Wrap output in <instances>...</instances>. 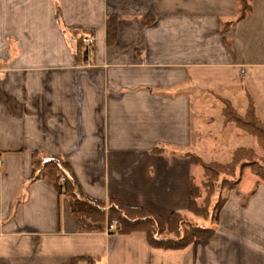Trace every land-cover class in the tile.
<instances>
[{
    "label": "crops",
    "instance_id": "obj_1",
    "mask_svg": "<svg viewBox=\"0 0 264 264\" xmlns=\"http://www.w3.org/2000/svg\"><path fill=\"white\" fill-rule=\"evenodd\" d=\"M250 4L235 21L236 0H0V264H264V182L248 195L240 181L205 224L213 235L182 249L79 232L64 195L28 183L39 150L92 199L191 214L188 155L253 148L223 101L243 116L250 97L264 120V0Z\"/></svg>",
    "mask_w": 264,
    "mask_h": 264
},
{
    "label": "trees",
    "instance_id": "obj_2",
    "mask_svg": "<svg viewBox=\"0 0 264 264\" xmlns=\"http://www.w3.org/2000/svg\"><path fill=\"white\" fill-rule=\"evenodd\" d=\"M236 1L235 21L245 17L251 9V0ZM116 19V16L107 18L106 28L109 40L114 35ZM148 19L145 18L147 21ZM231 24L232 22L225 24L224 28L227 29ZM78 34H80L78 31L72 33L73 37ZM80 43L81 37L78 36L76 44L79 49ZM223 103L224 123L232 122L236 127L255 137L263 154L259 157L254 149L240 147L233 151L231 160L227 163L204 162L197 155H188L193 166H200L203 169L206 179L203 185L210 191L207 196L217 199L213 204L214 214H211L207 208L209 206H207L208 197L203 206L198 203L201 196L200 188L193 178L187 209L196 217L213 222V224L218 222L219 212L226 201V198L222 196V191L236 189L245 169H249L251 174L264 182V120L255 115L250 97H248L247 109L243 116L237 113L230 102L223 101ZM31 164L32 172L28 183L41 177L51 184L58 194L64 195L68 200L70 213L76 221L79 232L104 231L115 220L117 221L115 229L118 233L141 231L145 234L149 246L160 249H182L196 240H207L214 233L212 227L194 224L186 220L184 214L180 212H172L166 219H163L142 208L125 206L115 199L107 201L92 199L81 192L69 163L61 157L36 150L31 154ZM59 175L64 179L62 183L58 181Z\"/></svg>",
    "mask_w": 264,
    "mask_h": 264
},
{
    "label": "rangeland",
    "instance_id": "obj_3",
    "mask_svg": "<svg viewBox=\"0 0 264 264\" xmlns=\"http://www.w3.org/2000/svg\"><path fill=\"white\" fill-rule=\"evenodd\" d=\"M237 130V131H235ZM234 132H242V138L245 137L246 139L243 141L244 145L247 147H253L252 149L255 150L256 154L261 157L262 156V149L259 147L256 138L249 135L248 133H244L243 131H240V129H235ZM227 135H230L231 133L226 132ZM219 159L221 160L222 163H225L226 161H228L229 156L227 154H223L221 156H219ZM224 161V162H223ZM227 163V162H226ZM194 178H195V182L196 184L199 185L200 188V198L198 199V203L201 204V206H203L204 204H206V200H207V195L209 189L206 188L203 184L205 182V177H204V173H203V169L200 167V169L194 172ZM242 180L239 186V191L243 192V194L246 192L248 193H253L255 191V189L258 187L257 185H259L260 183H262L263 181L259 180L257 177H255L253 174L250 173L249 169H245L244 174L242 175ZM227 192H230V190H226L224 189L222 191V196L224 198L227 197ZM234 194V193H232ZM249 195V194H248ZM216 197H208V203L207 204V208L209 209L211 214H214V208H213V204L216 201ZM186 220H189L190 222L194 223V224H199L201 226H205V224H208L213 226V222L210 221H205L202 218L196 217L195 215L188 214V215H184Z\"/></svg>",
    "mask_w": 264,
    "mask_h": 264
},
{
    "label": "built area",
    "instance_id": "obj_4",
    "mask_svg": "<svg viewBox=\"0 0 264 264\" xmlns=\"http://www.w3.org/2000/svg\"><path fill=\"white\" fill-rule=\"evenodd\" d=\"M94 36L92 35V34H87V35H84V36H82L81 37V43L83 44V50L84 51H86V50H88V48L91 46V44H92V42L94 41ZM1 165H2V161H1V159H0V167H1ZM58 181L60 182V183H62L63 181H64V179H63V177L61 176V175H59V179H58ZM116 226H117V221H112L111 222V224L110 225H108L107 227H106V231L107 232H109V231H112V230H114L115 228H116ZM83 264H93V262L92 261H86V262H84Z\"/></svg>",
    "mask_w": 264,
    "mask_h": 264
}]
</instances>
